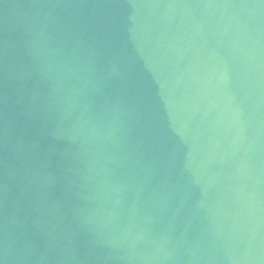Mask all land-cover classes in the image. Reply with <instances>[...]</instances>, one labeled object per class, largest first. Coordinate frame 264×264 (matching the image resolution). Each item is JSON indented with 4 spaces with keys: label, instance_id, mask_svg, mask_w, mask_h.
<instances>
[{
    "label": "clouds",
    "instance_id": "9594fccd",
    "mask_svg": "<svg viewBox=\"0 0 264 264\" xmlns=\"http://www.w3.org/2000/svg\"><path fill=\"white\" fill-rule=\"evenodd\" d=\"M69 7L82 5L33 0L21 12L25 18L21 39L6 45L19 50L28 63H13L7 73L8 80L21 84L15 101L21 119L11 115L7 120L4 139L13 160L7 182L0 185L4 191L9 184L19 186L16 161L26 154L27 170L21 180L28 186L36 181L46 198L61 179L51 167L55 156L68 210L60 214L57 225L43 232V247L38 248L41 230L31 233L26 229L18 217L19 200L14 197L0 232V264H50L53 260L57 264H82L84 260L99 264H264V123L248 141L238 169V178L248 182V190L234 213L229 235L235 236V242L220 256L215 239L206 237L203 230L189 232L203 204L187 205L186 185L175 174L171 159L154 148L147 129L139 128L128 105L109 91L127 70L124 53L113 49L105 56L87 24L62 15ZM202 7L236 9L237 23L241 16L247 20L264 16V0ZM250 60L259 71L258 47ZM28 79L34 80L30 92L22 84ZM41 84L46 86L43 92ZM57 144L63 145L59 153ZM52 204L62 207L59 200ZM65 215L71 216L70 223L64 222ZM82 234L89 245L84 257L76 247V238ZM97 250L103 254H96Z\"/></svg>",
    "mask_w": 264,
    "mask_h": 264
},
{
    "label": "water",
    "instance_id": "95a60500",
    "mask_svg": "<svg viewBox=\"0 0 264 264\" xmlns=\"http://www.w3.org/2000/svg\"><path fill=\"white\" fill-rule=\"evenodd\" d=\"M63 2L82 5L69 7L62 15L87 24L105 56L113 49L124 53L127 70L109 91L128 105L137 126L147 129L154 148L171 159L175 174L186 185L187 205L203 204L189 232L203 230L206 237L215 239L220 246L218 255L223 256L235 242V236L229 233L234 213L248 190V182L238 178V169L246 156L248 141L264 123V16L251 20L241 16L237 23L236 9L202 7L240 0ZM32 3L33 0H0V185L7 182L8 166L13 160L4 139L7 120L11 115L21 119L15 103L21 84L8 80L7 73L13 63H28L19 50L10 46L7 49L6 45L21 39L25 24L21 12ZM9 4L20 7L8 9L5 5ZM257 47L259 71L255 61L250 60ZM22 84L24 91L30 92L34 80ZM39 90L45 91L46 86L41 84ZM15 131L20 134L21 128ZM62 150L63 145L57 144L56 152ZM25 160L27 155L23 154L16 161L19 186L9 184L8 191L0 188V232L15 197L19 200L18 217L26 229L31 233L41 230L37 246L42 248L43 232L57 225L60 214L68 210L64 179L54 156L51 167L61 179L49 189L50 195L42 198L36 181L28 186L21 180L27 170ZM53 200H59L62 207H55ZM63 219L71 222L70 215ZM76 240L78 255L87 256L88 238L82 234ZM243 246L241 243L240 248ZM96 254L103 252L97 250ZM82 264L99 262L84 260Z\"/></svg>",
    "mask_w": 264,
    "mask_h": 264
}]
</instances>
